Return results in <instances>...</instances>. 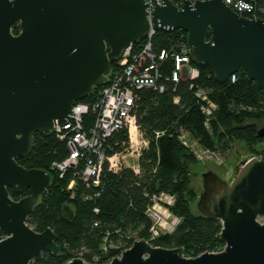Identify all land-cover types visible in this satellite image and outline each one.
Returning <instances> with one entry per match:
<instances>
[{"label":"water","instance_id":"1","mask_svg":"<svg viewBox=\"0 0 264 264\" xmlns=\"http://www.w3.org/2000/svg\"><path fill=\"white\" fill-rule=\"evenodd\" d=\"M153 1L149 13L146 0H0V264L60 255L51 228L39 233L27 223L51 173L17 160L31 154L36 134L71 120L74 105L103 86L111 64L152 30L184 31L193 65L210 68L217 83L243 71L264 91V19L239 15L224 0H184L181 8ZM257 136L264 139V126ZM191 187L202 191L193 212L221 222L223 251L187 258L183 248L142 239L110 264H264V147L229 181L206 166ZM28 190L18 201L11 197Z\"/></svg>","mask_w":264,"mask_h":264},{"label":"trees","instance_id":"2","mask_svg":"<svg viewBox=\"0 0 264 264\" xmlns=\"http://www.w3.org/2000/svg\"><path fill=\"white\" fill-rule=\"evenodd\" d=\"M13 32L17 35L19 27L16 26ZM186 39L187 34L182 30L157 31L151 41L154 53H167L165 60L158 62L165 92L150 89L138 92L139 99L133 114L140 130L150 140L149 150L140 158L141 177H136L129 169L121 175L105 171L99 188H87L78 182L74 189L76 194L71 198L68 186L73 180V173L60 178L51 168L53 162L67 157L65 143L60 142L53 132L36 134L31 154L17 160L28 170H44L52 176L50 189L40 198L27 223L39 233L51 228L57 235L61 253L57 258L43 253L32 264H66L80 255L85 261L92 262L94 257L101 255L107 235L112 240L127 234L133 236L132 241L149 240L152 221L146 213L151 203L145 193L150 196L159 193L174 196L176 201L170 210L181 219L172 234L161 235L151 242L154 247L183 248L187 258L224 249L225 244L217 240L222 230L221 222L206 219L192 210V203H197L202 192L191 187L192 168L197 161L180 143L178 135L181 130H186L193 139L211 150L233 142L244 143L248 146L250 157H259L261 150L258 146L264 142L257 136L258 125L264 124V91L257 83L249 82L243 71L234 75V82L230 78L226 84H219L208 67L196 66L200 75L195 81L172 82L175 69L173 54L178 45L186 44ZM111 67L109 80L119 71L116 62ZM109 83L107 81L100 88H95L83 102L92 103L98 92ZM198 90L206 91L209 99L217 105L210 129L205 127L206 118L196 97ZM175 98L179 99L178 104L174 103ZM86 121L87 126H92L91 116ZM157 132L163 135L155 139ZM107 144L108 154L124 152L129 144L128 131L117 132ZM30 194L28 190L11 197L18 201ZM95 209L99 210L98 214L94 213ZM117 231H120L119 234ZM3 238L0 232V240ZM114 256L116 254L110 252L104 261Z\"/></svg>","mask_w":264,"mask_h":264},{"label":"built area","instance_id":"3","mask_svg":"<svg viewBox=\"0 0 264 264\" xmlns=\"http://www.w3.org/2000/svg\"><path fill=\"white\" fill-rule=\"evenodd\" d=\"M171 1L179 8L184 3V0ZM189 1L195 2V0ZM224 2L239 15H246L250 19H264V0H224ZM146 3L147 11L152 13L154 1L146 0ZM155 34L156 31L152 30L150 36L140 45H130L126 48L116 62L118 73L112 79H108L110 83L98 92L96 99L92 103L77 102L73 107L72 119L67 120L63 126L58 124L54 126L53 133L56 138L66 145L67 157L62 161L53 162L51 168L59 174L60 178L65 177L69 172L73 173V180L68 186V191L72 192L71 198H74L76 194L74 189L78 182L83 183L87 188H99L105 171L113 175H121L129 169L136 177L143 175V170L137 162L147 151L149 142L144 134H141L133 112L140 90L165 92L158 62L164 61L167 53L161 52L160 55L154 53L151 41ZM173 56L175 69L171 76L172 82L195 81L199 78V69L193 65L186 44L178 45ZM231 80L234 82L235 76H232ZM196 97L201 103V111L206 118L205 127L210 129L217 105L209 99L204 90H198ZM174 103L178 104L179 99L175 98ZM88 116L93 119L92 126H87ZM124 129L128 131L129 136L126 150L108 154L106 151L108 140ZM162 135L163 133L157 132L155 137L159 138ZM178 139L197 161L214 165H220L222 162L217 150L202 146L196 139L191 140V134L188 131L181 130ZM127 157L134 158L137 162L131 165L127 163ZM232 177L233 175L228 174L224 180L229 181ZM145 197L149 198L151 203L146 213L152 221L150 238L146 240L151 243L161 235L172 234L181 219L170 210L176 201L174 196L166 193L150 196L145 193ZM94 213L98 214L99 210L95 209ZM95 226H98V223H95ZM119 232L116 233L119 234ZM132 240L133 236L130 234L119 235L117 240H112L110 235H107L104 238L101 255L94 257L92 262L85 261L80 255L67 263L79 258L87 264H110L113 259L121 258L123 252L132 247L134 243ZM110 252L115 253L116 256L104 261Z\"/></svg>","mask_w":264,"mask_h":264},{"label":"rangeland","instance_id":"4","mask_svg":"<svg viewBox=\"0 0 264 264\" xmlns=\"http://www.w3.org/2000/svg\"><path fill=\"white\" fill-rule=\"evenodd\" d=\"M259 129H261L264 124H259ZM141 134H144L141 131ZM144 137L148 139V148L147 151L149 150L150 147V140L149 138L144 134ZM155 139H157L155 137ZM191 136V140H192ZM194 140V139H193ZM136 145V144H134ZM264 147V142L258 146L260 150ZM217 153L220 154V160L222 162L220 165H214L212 163H201L197 161V164L192 168V183L191 186H194L197 182V178L201 175L203 172L204 167L209 166L212 170L219 172V175L222 179H225V177L228 174L234 175L235 167L242 161L247 160L250 158L248 146H246L244 143H238V142H233L225 147L219 146L217 148ZM143 156V155H142ZM142 158V157H141ZM141 159L137 162L134 158L127 157V163L133 165L137 162V164H140ZM196 190V189H195ZM197 191V190H196Z\"/></svg>","mask_w":264,"mask_h":264},{"label":"bare ground","instance_id":"5","mask_svg":"<svg viewBox=\"0 0 264 264\" xmlns=\"http://www.w3.org/2000/svg\"><path fill=\"white\" fill-rule=\"evenodd\" d=\"M133 131L135 132V130H133ZM134 132H133V133H134Z\"/></svg>","mask_w":264,"mask_h":264}]
</instances>
